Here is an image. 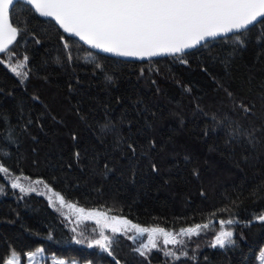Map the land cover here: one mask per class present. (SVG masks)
<instances>
[{
	"label": "trees",
	"instance_id": "trees-1",
	"mask_svg": "<svg viewBox=\"0 0 264 264\" xmlns=\"http://www.w3.org/2000/svg\"><path fill=\"white\" fill-rule=\"evenodd\" d=\"M9 13L18 28L9 49L25 68L17 75L0 55V264L12 252L25 264L40 247L92 264H258L264 25L135 62L88 49L25 3ZM61 196L140 227L232 220L233 242L215 247L212 230L175 261L123 235L100 251L74 240L51 203Z\"/></svg>",
	"mask_w": 264,
	"mask_h": 264
},
{
	"label": "snow or ice",
	"instance_id": "snow-or-ice-1",
	"mask_svg": "<svg viewBox=\"0 0 264 264\" xmlns=\"http://www.w3.org/2000/svg\"><path fill=\"white\" fill-rule=\"evenodd\" d=\"M28 3L41 16L53 18L65 33L73 34L92 48L125 57H153L162 54H179L183 57L187 54L186 50L203 47L209 38L228 34L243 35L257 24L264 25V0H28ZM13 4L14 0H0V53L5 55L9 54V45L18 35V28L14 26L15 22L10 19L9 13ZM24 59L26 61L27 57ZM181 62L186 63V60L182 59ZM17 67L11 70L20 75ZM241 107L246 113L251 111L244 105ZM128 147L135 151L131 145ZM0 171L7 172L8 169L0 165ZM11 186L26 191L18 182ZM60 203L64 204L62 196ZM79 212L83 213L84 209L80 208ZM88 215L104 217L103 221L98 219L97 224H101V227L109 226L105 214L89 212ZM111 219L119 224H131L127 219ZM259 219L264 220V216ZM224 223L220 221L221 225ZM227 223L233 221L228 220ZM203 227L207 228L208 225ZM200 228V225H195L181 229V232L199 235ZM131 229L141 235L145 232H159L165 236V244L177 243L175 239H168L171 234L164 229H147L135 224H131ZM120 231L119 227H112L113 233ZM100 235L101 239L94 243L107 250L110 241H105L109 238L103 232ZM232 235L231 231L221 230L215 243L223 247L226 240L233 242L230 240ZM149 244L153 248L157 246L152 235L149 236ZM16 257L17 254L12 252L7 264H17Z\"/></svg>",
	"mask_w": 264,
	"mask_h": 264
},
{
	"label": "rangeland",
	"instance_id": "rangeland-1",
	"mask_svg": "<svg viewBox=\"0 0 264 264\" xmlns=\"http://www.w3.org/2000/svg\"><path fill=\"white\" fill-rule=\"evenodd\" d=\"M2 55V59L6 62V64L12 69V67H17L19 65H23V67H17V70L21 73L20 75L23 76L24 74V68H25V62L23 59L21 60H15L14 58V53L9 49V54H0ZM51 203H53V207L58 210L60 215L64 218L66 221V224L72 231L74 235V240L78 244H84L90 247H97L100 249V251H109L112 241L116 238L117 235H123L126 236L127 238L131 239L135 245L137 246V250L143 254L148 256L151 252L154 250H160L162 251L166 258L169 259L170 261H175L178 258H181L185 255V243L187 241L191 240V238L197 237L196 234H183L181 232V229L179 230H165L166 233H170L171 235L168 237V239H175L177 243H164L165 236L162 233H149L145 232L142 235L139 234L135 229H131V224L129 225H123L116 223L113 221L111 218H121L118 216H114L112 214H109L105 211L102 210H97V209H86L83 207H79L73 203L64 201V204L61 205L60 203V198H52ZM72 205H75V207H72ZM83 208L84 212L80 213L79 209ZM89 212H98V213H103L106 215L108 218V225L107 227H101V224H97V220H102L104 217L100 216H89ZM123 219V218H121ZM205 225H208L207 228L203 227L204 225H200L201 228L199 230V237H205L210 231L213 230L214 234H209V237L212 236V245L215 247H218L220 245H217L215 243L216 236L219 234L221 230L224 231H231L232 229L230 227V224L225 222L223 225L214 222L207 223ZM119 227L121 229L120 232L118 233H113L112 232V227ZM194 227V226H192ZM147 229H152V228H157V227H143ZM190 228V227H188ZM184 228V229H188ZM162 229V228H159ZM103 232L105 236L109 238L108 241H105V243H109V248L106 250L104 248H101L99 245H96L94 243L95 240L101 239L100 233ZM233 233V232H232ZM152 235L154 242L156 243V247L153 248L151 244H149V236ZM233 237V235H232ZM230 238V240L232 239ZM182 242V243H181ZM229 243V241H225V244ZM224 244V245H225ZM144 245H148L147 248L144 247ZM29 253L33 254L29 256ZM27 254V261L25 264H46L47 261H49V264H58V262H63V264H92L91 262H83L80 263L78 260H67L64 258H59L55 256H48L44 252L43 248H38L35 251L29 252ZM262 254H264V248L260 251L259 257H258V264H264V259H262ZM17 260V264H21V258L17 255L15 258ZM7 264V262L5 263Z\"/></svg>",
	"mask_w": 264,
	"mask_h": 264
},
{
	"label": "water",
	"instance_id": "water-1",
	"mask_svg": "<svg viewBox=\"0 0 264 264\" xmlns=\"http://www.w3.org/2000/svg\"><path fill=\"white\" fill-rule=\"evenodd\" d=\"M18 2H22V3H25V4L29 5V6H31L32 9L34 10V12H35L39 17H41L42 19H46V20H51V21H53V22L59 27V29H60V30H61V31L67 36V37H70V38H73V39H75V40H78V41L81 42L83 45H85L88 49H90V50H92V51H94V52H96V53H99V54H101V55L108 56V57H112V58H115V59H121V60H125V61H135V62H147V61H152V60H156V59H162V58H165V57H169V56H171V55H169V54H162V55H157V56H153V57H125V56H119V55H116V54H114V53L104 52V51L101 50V49H95V48H92L90 45H88V44H86L85 42L79 40V38H78V37H75L73 34L65 33V32L63 31V29L60 28L59 24H58L53 18H48V17H43V16H41L38 12L35 11L34 7L28 3V0H14V4H13V5L17 4ZM13 5H11L10 8H11ZM232 35H236V34H228V35H226V36H232ZM16 37H17V36H16ZM223 37H225V36L217 37V38H209L208 42H210V41H212V40H218V39H221V38H223ZM15 40H16V39H15ZM208 42H207V43H208ZM13 43H14V42H13ZM13 43H12V44H13ZM12 44H11V45H12ZM11 45H9V47H10ZM186 51H187V50H186ZM0 54H2V53H0ZM176 55H177V54H176Z\"/></svg>",
	"mask_w": 264,
	"mask_h": 264
}]
</instances>
